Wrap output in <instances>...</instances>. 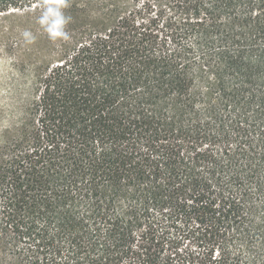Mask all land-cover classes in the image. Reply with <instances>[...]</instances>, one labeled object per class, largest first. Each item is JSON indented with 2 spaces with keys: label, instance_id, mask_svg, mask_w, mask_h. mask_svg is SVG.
Instances as JSON below:
<instances>
[{
  "label": "trees",
  "instance_id": "1",
  "mask_svg": "<svg viewBox=\"0 0 264 264\" xmlns=\"http://www.w3.org/2000/svg\"><path fill=\"white\" fill-rule=\"evenodd\" d=\"M36 7L43 60L0 37V264H264V0L0 15Z\"/></svg>",
  "mask_w": 264,
  "mask_h": 264
},
{
  "label": "rangeland",
  "instance_id": "2",
  "mask_svg": "<svg viewBox=\"0 0 264 264\" xmlns=\"http://www.w3.org/2000/svg\"><path fill=\"white\" fill-rule=\"evenodd\" d=\"M53 8L36 7L32 9L15 10L0 15V37L10 39L12 51L23 61L43 60L46 56L44 35L53 26L56 15L50 13ZM52 24V25H51ZM11 57L8 53L0 58V99L8 98L12 87Z\"/></svg>",
  "mask_w": 264,
  "mask_h": 264
}]
</instances>
